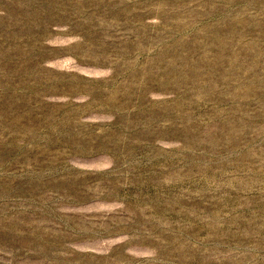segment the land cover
I'll use <instances>...</instances> for the list:
<instances>
[{
    "label": "rangeland",
    "instance_id": "1",
    "mask_svg": "<svg viewBox=\"0 0 264 264\" xmlns=\"http://www.w3.org/2000/svg\"><path fill=\"white\" fill-rule=\"evenodd\" d=\"M0 264H264V0H0Z\"/></svg>",
    "mask_w": 264,
    "mask_h": 264
}]
</instances>
